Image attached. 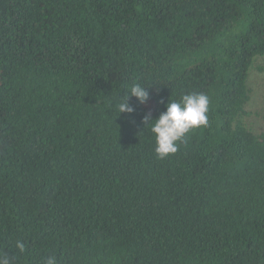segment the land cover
<instances>
[{
	"label": "trees",
	"instance_id": "obj_1",
	"mask_svg": "<svg viewBox=\"0 0 264 264\" xmlns=\"http://www.w3.org/2000/svg\"><path fill=\"white\" fill-rule=\"evenodd\" d=\"M261 57L264 0H0V254L264 264ZM135 82L149 100L119 115ZM192 92L207 126L159 159L144 117Z\"/></svg>",
	"mask_w": 264,
	"mask_h": 264
},
{
	"label": "clouds",
	"instance_id": "obj_2",
	"mask_svg": "<svg viewBox=\"0 0 264 264\" xmlns=\"http://www.w3.org/2000/svg\"><path fill=\"white\" fill-rule=\"evenodd\" d=\"M148 88L139 82L133 83L115 105L119 115H132L135 112V108L129 103L132 97H135L139 104H145L149 100ZM209 102V97L203 93L183 94L179 101L169 100L166 111L157 119L151 120L150 114L144 117L146 126L151 125L150 130L155 138L154 151L159 159L176 154L179 145L186 143L187 135L191 131L207 126ZM16 248L22 253L25 245L17 241ZM0 264H12V258L7 253L0 254ZM43 264H57L56 257H47Z\"/></svg>",
	"mask_w": 264,
	"mask_h": 264
},
{
	"label": "rangeland",
	"instance_id": "obj_3",
	"mask_svg": "<svg viewBox=\"0 0 264 264\" xmlns=\"http://www.w3.org/2000/svg\"><path fill=\"white\" fill-rule=\"evenodd\" d=\"M255 66L249 76L248 83L252 93L247 110L250 113L248 125L256 131L262 124L264 116V57L258 59Z\"/></svg>",
	"mask_w": 264,
	"mask_h": 264
}]
</instances>
